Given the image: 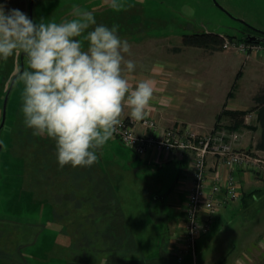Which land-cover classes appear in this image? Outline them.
I'll use <instances>...</instances> for the list:
<instances>
[{
  "label": "rangeland",
  "instance_id": "1",
  "mask_svg": "<svg viewBox=\"0 0 264 264\" xmlns=\"http://www.w3.org/2000/svg\"><path fill=\"white\" fill-rule=\"evenodd\" d=\"M2 1L6 9H19L27 14L29 0ZM120 2L124 5L123 9L131 8L134 11L130 19L134 20V28L131 30L121 25L119 27L121 34L118 36L129 41L131 55L126 56V59L136 62L134 72L138 74L146 71L145 68H138V65L151 63L161 65L164 61H172L174 65H179V62H190L193 54L184 50L173 51L175 46L180 45L184 34L211 32L239 37V32L246 28L264 32V0H120ZM74 6L92 11L94 15L100 9L110 8L106 0H34L32 21L60 22L72 19ZM130 13L124 15V19L128 18ZM23 60L24 68H27L25 55ZM178 69L175 67L174 72ZM22 87L17 79L8 96V106L6 105L8 115L16 111L11 105L20 104L18 99L21 97ZM2 102L0 99V120ZM12 121H15V117L7 116L0 130V141L5 142L3 146L10 145L5 134L8 133L6 127ZM25 134L26 132L23 136H26ZM17 136L18 134H15L18 140ZM18 142L16 152H13L15 155L25 156L27 152L33 153L38 149V146L33 145L28 139ZM37 142L45 148L53 147V141L45 137H41ZM55 153L56 149L52 148L48 156ZM258 154L264 158V153ZM3 155L2 152L0 250L4 251L7 257L17 258L22 254V264H110L111 256L132 261L157 258L155 264H161L163 261L161 250L168 249L169 255L171 253L175 255L174 249L170 248L173 238L172 230L169 229L175 223L184 221L186 192L179 179L184 178L185 164L180 165L174 160L164 164L160 159L156 162L155 159L145 162L142 158H136V154L125 147L117 137L97 151L98 165L106 171L111 180L116 192L118 212L121 213L123 226L126 228V233H117L121 223H112L110 218L104 219L99 210L90 208L91 202L77 204L75 200L70 201V198L69 200L59 198L60 193L71 187L69 181H65L64 178V182H60L63 186L61 192L56 193V190H53L55 186H52L48 193L46 189L49 188L44 183L40 187L44 200H36L38 197L35 196L33 200L19 202V197L15 196L19 194L17 191L21 188V195L30 191L29 176L23 173L24 168L22 171L21 168L7 167V164L6 167L2 166ZM42 164L40 160L41 173L46 171L50 175L47 183L54 180L57 184L60 176L56 174L60 167L58 166L55 171L50 167L45 169ZM72 169L70 165L64 166L66 175L70 174ZM176 183L177 186L173 189ZM14 185H17L15 190L11 189ZM244 186L246 188L247 184ZM252 186L262 189L257 196L260 198L259 203L249 198L243 207L237 202L239 200H235L229 202L225 210L216 212L213 215L214 224L212 223L211 229L197 240L196 264L212 263L223 254L228 244H232L236 249L235 253L238 254L242 249L246 250L245 246L249 245L245 244L247 239L251 241L252 247L264 237V180L256 177ZM80 187L83 189V186ZM245 188L243 187V190L248 191ZM107 226L114 227L110 230L112 234L109 237H107L109 233H105ZM6 239L13 242L12 245L18 243V250L15 251L11 244L2 246ZM186 253L183 255L190 260L191 256ZM238 262L244 264L242 259Z\"/></svg>",
  "mask_w": 264,
  "mask_h": 264
},
{
  "label": "clouds",
  "instance_id": "2",
  "mask_svg": "<svg viewBox=\"0 0 264 264\" xmlns=\"http://www.w3.org/2000/svg\"><path fill=\"white\" fill-rule=\"evenodd\" d=\"M106 3L116 12L124 8L120 0ZM72 17L34 23L0 4V60L26 56L27 68H16L24 124L54 142L60 168L92 166L124 127L126 110L133 121L145 119L156 89L151 78L130 82L136 62L126 59L131 45L118 36V25L97 24L79 6Z\"/></svg>",
  "mask_w": 264,
  "mask_h": 264
},
{
  "label": "crops",
  "instance_id": "3",
  "mask_svg": "<svg viewBox=\"0 0 264 264\" xmlns=\"http://www.w3.org/2000/svg\"><path fill=\"white\" fill-rule=\"evenodd\" d=\"M2 3L3 1L0 0V4ZM8 10L10 9L5 8V11ZM182 50L193 54V59L190 62H179V65H174L172 61H164L161 65H155L156 63L144 64V66L138 65V68H145L146 71L139 74L134 72L130 75V82L133 84L145 78L156 81L154 97L147 114L161 128H181L189 125L196 132L203 134L215 131L221 126L226 131L239 133L238 140L234 142L235 148L254 149L260 136V129L257 126L254 111L256 106L254 98L260 93L264 96V51L250 50L248 53L243 54L221 48L210 50L200 47H181L180 51ZM175 67L179 68L177 72H174ZM1 79L0 75V81ZM0 89H2L1 86ZM241 111L246 112L244 117L237 116L236 113ZM125 116H127V110ZM136 131L142 133L143 128L138 125ZM257 151V153H264L261 150ZM136 158H142L145 162L153 159L156 162L160 159L164 161V164L173 160L180 165L185 164L184 178L179 180L183 183V189H187L189 186L187 171L190 158L186 154L183 156L178 151L167 154L150 151L142 157L136 155ZM207 162L209 174L212 175L218 170L221 171L222 176L227 173V170L217 164L215 159L208 158ZM103 171L106 172L104 169ZM232 175L240 186L241 197L237 202L242 204L243 207L249 198L257 197L262 192L261 187L252 186L256 177L249 175L248 172L234 169ZM244 184H247L246 188ZM176 186L177 183L173 189ZM243 187L248 191H244ZM88 201L91 202L90 208L99 210L100 213L104 211L105 206L99 200L89 199ZM114 205L118 207L116 199ZM225 208L226 206L217 212L220 213ZM217 215L220 216V214ZM113 221L120 224L123 218L120 216L119 219ZM169 230H172L173 238L171 239L173 244L170 248L174 249L176 237L183 232L182 223H175ZM250 243L251 241L247 239L245 244L249 245L245 246L246 250L242 249L238 254L235 253V247L228 244L223 254L209 264H240L239 259H242L244 264H264V237L255 242L252 247H250ZM195 250H197V247H195ZM168 253V249L166 251L161 250L163 257L161 264H196L197 251H195V260L189 253L186 254L191 256L190 260L185 258V255H182L181 259L178 260L173 253L171 255ZM21 260L22 255H19L17 258L14 257L13 261L7 259V262H1L3 260L0 259V264H21L18 263ZM155 260L157 258L152 260L154 264Z\"/></svg>",
  "mask_w": 264,
  "mask_h": 264
},
{
  "label": "built area",
  "instance_id": "4",
  "mask_svg": "<svg viewBox=\"0 0 264 264\" xmlns=\"http://www.w3.org/2000/svg\"><path fill=\"white\" fill-rule=\"evenodd\" d=\"M221 49L245 54L250 50L264 51V44L223 37ZM138 125L143 128L142 133L136 131ZM115 136L137 156H144L150 151L166 154L178 151L190 158L187 171L189 186L185 189L186 205L184 221L181 222L183 232L176 237L177 244L174 246L178 260L184 252L195 260L196 240L211 229L213 215L229 202L241 197L238 181L232 175L234 169H241L249 175L264 179V158L254 151L235 148L234 142L239 135L226 131L223 127L203 134L189 125L161 128L146 114L145 119L140 122L126 118L124 127ZM208 158L215 159L227 173L222 176L218 170L209 174Z\"/></svg>",
  "mask_w": 264,
  "mask_h": 264
},
{
  "label": "trees",
  "instance_id": "5",
  "mask_svg": "<svg viewBox=\"0 0 264 264\" xmlns=\"http://www.w3.org/2000/svg\"><path fill=\"white\" fill-rule=\"evenodd\" d=\"M28 4L27 3V16H28ZM131 12V13H130ZM133 10L130 9H123L122 11L116 12L114 10H111L110 8L106 9H100L97 13H95V18L97 21V24H103L108 27H112L113 25H118L119 27L122 25L125 28L133 29L134 28V20H130L132 18ZM130 13V16L128 18L124 19V15ZM118 27L117 34L120 35L121 29ZM249 29V28H247ZM133 33V32H132ZM223 37H228L229 39H238V40H243L242 37L238 38L234 36H223L211 32H202V33H193L190 35L184 34L182 35V39L180 42L179 46H176L173 48L175 52H179L181 50V47H200V48H205V49H210V50H218L221 48V44L223 42ZM247 42V41H246ZM257 44H264V43H257ZM86 47V45H85ZM20 66V60H19V54L13 57H10L9 59L1 60L0 63V75H1V88L0 92L2 95L1 101L3 100V97L5 95V92L8 88L9 82L12 79V77L17 73L16 68L17 66ZM17 80V78H16ZM15 80V81H16ZM4 86V88H3ZM19 103L16 105H11L12 108L16 109L13 114L6 113L7 116H14L15 121L10 122V125L6 127L7 132L5 134L6 138H9L10 145L5 144L2 147L0 154L3 152V164L2 166H5L7 164V167H12V168H21L23 171V168L25 172L23 171L24 174H27L29 176V182L28 185H30V191L29 193L25 192L21 195V188L19 191H17L16 198H18L19 202L21 201H26L27 199H32L35 196L38 197L36 200H42V190H40L41 185L46 183V187L49 189L47 192L49 193L52 188V186H55L53 190H56V193L61 192L60 189L63 188V186L60 185V182L69 181L70 183V188L69 190H65L62 193L57 194L59 195V198H62L64 200H69L70 201H76V203H82V202H87L89 199L90 200H99L101 204H104V211L101 213V216L103 218L111 219V222L113 223L114 219H119L121 215L120 212H118V207L117 205H114V201L116 199L115 191L113 189L111 180L106 174V172L101 170V167L98 165V160L96 163H94L90 167H76L77 169L73 168L72 172L66 175L64 167L59 168L57 171L58 162H57V157L56 153L52 156H48L49 152L51 151L52 148H55V144L53 142L52 148L47 146L45 148L44 146L40 145V136H34L32 134V130L29 129L27 130V127L24 124V118L23 114L21 112V107H22V101L21 97H19ZM256 102V106L254 107V111L256 113V122L257 126L260 129V136L259 139L255 145L254 149H248L249 151H254L258 152L257 150L264 151V96L260 93L254 98ZM18 102V101H17ZM7 106H8V101H7ZM237 116H245L246 112L241 111L239 113H236ZM5 117V119L7 118ZM10 119V117H9ZM5 124V123H4ZM227 128V127H226ZM230 129V128H228ZM26 132V136H23L24 133ZM15 134H18L17 138H15ZM24 139H28L33 145L38 146V149L31 153L27 152L25 156H20V155H15L13 152H16L15 148L17 147L18 141H22ZM21 142V143H22ZM20 143V144H21ZM33 158V159H32ZM2 160V159H1ZM41 160L42 166H45V169L50 167L53 170L57 171L58 174L56 176H60V179L58 180L57 184L56 181L47 183L50 179V175L46 172L43 171L41 173V167H39V162ZM6 167V166H5ZM32 170V172H30ZM3 173V170H2ZM64 175V176H63ZM1 176V175H0ZM55 176V177H56ZM14 178L17 179V176ZM64 178V180H63ZM260 178V177H259ZM6 182H4L5 184ZM81 186H83V189H81ZM17 188V185H14V187H11V189L15 190ZM46 193V194H48ZM44 194V193H43ZM64 197V198H63ZM74 197V198H73ZM33 200V199H32ZM44 200V199H43ZM77 206V205H76ZM92 215V214H90ZM120 230L117 226V233H126V228L123 226V221L120 222ZM114 228V227H113ZM111 226H107L105 228V233H109L108 237L112 234L110 232ZM205 235V234H204ZM5 239V238H4ZM9 239H6V242L2 246H7L8 244H11ZM17 245H12L14 247V250L17 251L19 244L16 243ZM131 244V243H129ZM0 259L3 260L4 262H7L8 260L13 261V258L11 256L6 255V253H3L4 251L0 250ZM22 255V254H20ZM111 256V254H110ZM176 256V255H174ZM112 260H110V264H132V263H141V264H154L153 261L147 260V259H139V261H132V260H125L122 259L118 256H111ZM120 259V260H119ZM18 263L22 264V260ZM221 263V262H219ZM11 264V263H10Z\"/></svg>",
  "mask_w": 264,
  "mask_h": 264
},
{
  "label": "water",
  "instance_id": "6",
  "mask_svg": "<svg viewBox=\"0 0 264 264\" xmlns=\"http://www.w3.org/2000/svg\"><path fill=\"white\" fill-rule=\"evenodd\" d=\"M33 1L34 0H29V7H28V17L31 20H32ZM251 30L255 31L256 34H254V33H245V34H243L244 35L243 40L247 41V42H250V43H264V32L257 31V30H254V29H251ZM23 56H24L23 53L19 54L20 66L22 68H24ZM16 78H17V73L12 77V79H11L9 85H8V88L6 90V93H5L4 97H3L2 114H1V120H0V130L4 126V123H5L7 100H8V96L10 94V91H11V89H12L14 83H15ZM1 148H2V146H1V142H0V151H1Z\"/></svg>",
  "mask_w": 264,
  "mask_h": 264
},
{
  "label": "flooded vegetation",
  "instance_id": "7",
  "mask_svg": "<svg viewBox=\"0 0 264 264\" xmlns=\"http://www.w3.org/2000/svg\"><path fill=\"white\" fill-rule=\"evenodd\" d=\"M245 33H254V34H256V32L255 31H252L251 29H244V30H241L240 32H239V37H244V35L243 34H245ZM24 61V63H25V60H23ZM26 61H27V58H26Z\"/></svg>",
  "mask_w": 264,
  "mask_h": 264
},
{
  "label": "bare ground",
  "instance_id": "8",
  "mask_svg": "<svg viewBox=\"0 0 264 264\" xmlns=\"http://www.w3.org/2000/svg\"><path fill=\"white\" fill-rule=\"evenodd\" d=\"M219 127H221V126H219ZM238 135H239V133L238 132H236ZM262 180H264L263 178H261Z\"/></svg>",
  "mask_w": 264,
  "mask_h": 264
}]
</instances>
